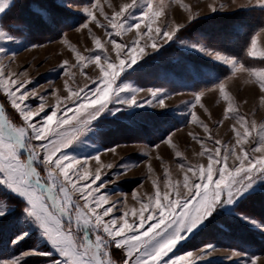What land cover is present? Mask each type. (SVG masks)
<instances>
[{"label":"rangeland","instance_id":"1","mask_svg":"<svg viewBox=\"0 0 264 264\" xmlns=\"http://www.w3.org/2000/svg\"><path fill=\"white\" fill-rule=\"evenodd\" d=\"M130 2L99 0L97 6L94 0H7L5 12L0 13V29L11 39H0V47L7 51L0 54V66L5 68L6 74H19L27 70V76H19V80L26 82L22 91L34 89L35 92L26 103L33 110L41 103L44 104V111L34 117V122L56 110L58 105L59 119L63 108L66 105L71 107L76 99H64L69 96L70 88H95L97 85L88 77L102 79L99 67L94 62L88 63L83 69L87 76L81 73L78 66L71 67L76 64V52L85 57L96 55L100 49L95 47L94 38H99L105 44V54L114 59L113 45L108 42L110 39L131 44L136 38L135 28L130 32L122 31L119 37L113 35L109 38L105 29L89 20L83 9L92 7L97 19L106 24L97 7H102L111 16L113 8L118 11L124 3ZM159 2L154 0V3ZM163 4L165 16L160 18L158 24L163 26L166 20L170 24L175 22L181 25L180 31L158 49L147 46L140 53L138 46L137 63L130 68L126 67L116 83L144 89L137 94L138 102L152 99L147 89H160L162 91L157 93V99L161 95L165 96L164 104L156 105L154 100L153 104H145L143 108L117 105L127 110L115 115L105 111L92 122L91 131H87L88 126H85V130L74 133L76 139L72 144L57 153H67L78 158L79 164L73 161L75 169L87 165L89 180H82L81 184L91 183V174L99 168L102 179L93 188L103 181H109L113 175L123 173L115 182L99 190L98 194L108 197L103 207L115 205L105 220L116 217L122 223L123 213L128 212L131 221L132 209L139 210L141 202L155 195L157 186L161 194L172 192L171 185L177 181L180 182L178 187L182 188L185 174L190 177V183L198 182L195 170L207 168L210 162L208 152L218 146L221 147V155L225 152L224 146L229 151L235 147L241 155V147L251 152L257 146L255 140L259 128L264 125V92L260 90L255 78L248 71L234 72L231 65H225L215 58L218 53L235 58L246 69L264 68V58L261 57V53H264V7H260L257 0H163ZM183 4L189 5L190 10H186ZM212 6L217 8L216 12L211 11ZM84 23L88 24V28L82 27ZM140 31H145L144 25H141ZM147 39L145 37L141 45ZM253 42L256 45L254 53L251 47ZM194 44L196 48L192 47ZM73 47L76 51H73ZM200 48L205 51H200ZM65 60L69 62L68 65H63ZM101 63H104L103 59ZM65 68H70V71L62 74ZM219 83L225 85V91L232 98L235 115L245 117L248 126L254 123L247 142L242 145H237L233 128L243 133L245 122L238 123L232 118L234 114L226 112L228 101L220 94ZM201 92L200 104L195 108L190 107L195 95ZM40 97H44L43 101ZM0 106L5 109L10 120L22 123L10 106L6 94L0 95ZM192 112L208 125V132L198 122H189V114ZM72 115L68 113L69 117ZM169 134L171 143L165 142ZM197 140L203 141V144ZM216 140L221 144L216 145ZM116 145L119 147L115 152L103 151ZM98 152L99 163L88 158ZM252 155L260 157L264 153ZM232 164L233 159L230 158L229 165ZM188 166L193 171H188ZM216 167L218 165L213 166L214 180ZM40 170L42 176H46V172L42 168ZM183 191L186 192V189ZM73 198L80 200L78 194ZM80 202L83 203L82 200ZM0 207L6 211V217H0V261L3 264H53L54 259L63 260L40 234V230L24 220L23 200L0 189ZM231 207L233 211L218 208L186 240L178 243L169 255L175 257L192 253V256H186L185 264H240L239 261L247 257L232 255L233 251H239L247 253L248 257L259 256L257 264H264V228L240 218V213H243L259 224H264V182H260L253 192ZM25 231L28 235L13 244L12 241ZM76 235L80 238L82 233ZM207 245L215 246L216 250L204 259H198L202 255L200 249ZM30 250L51 252L52 255L29 256L27 253ZM109 253L114 264H122V249L112 247Z\"/></svg>","mask_w":264,"mask_h":264},{"label":"snow or ice","instance_id":"2","mask_svg":"<svg viewBox=\"0 0 264 264\" xmlns=\"http://www.w3.org/2000/svg\"><path fill=\"white\" fill-rule=\"evenodd\" d=\"M94 2L99 5V0ZM257 3L260 7H264V0H257ZM6 7L7 0H0V13H4ZM183 7L190 10L187 4H183ZM83 11L89 20L105 29L109 38L113 35L119 37L122 31L130 32L133 28L136 29V38L131 44L110 39L108 42L113 45L114 59L105 54V44L99 38H94L95 47L100 49L96 55L85 57L76 52V64L71 67L78 66L81 73L87 76L83 69L88 63L94 62L99 67L102 79L88 77L97 85L95 88L87 90L84 87L70 88L69 96L64 99L71 100L72 97L76 99L71 107L66 105L63 108L59 119L58 105L56 110L46 117H41L40 121L34 122V117L44 111V104L41 103L36 110H33L26 103L35 92L34 89L22 91L26 82L19 80V76H27V70L19 74L12 72L6 74L5 68L0 66V95H7L10 106L22 121L17 124L10 120L5 114V109L0 106V189L24 201V220L28 224L35 225L52 249L63 258V260L54 259L53 264H114L109 253L112 247L123 250L122 264H185L186 256H192V253L175 257L169 255L177 244L186 240L218 208L233 211L234 208L231 206L253 192L260 182H264V155L260 157L252 155V153H264V125L259 128L258 138L255 140L257 146L251 152L241 147V155L236 152L235 147L229 151L227 146H224L225 152L221 155L219 146L211 152L205 149L210 162L206 169L200 167L195 170L194 175L198 182L190 183V177L185 174L182 188L178 187L180 182L177 181L176 184L171 185L172 192L165 191L161 194L157 186L155 195L148 197L146 202H141L139 210L132 209L131 221L128 219V212L123 213L122 223L116 217L105 220L115 205L103 207L108 202V197L98 194L99 190L108 183L115 182L123 173L115 174L109 181H103L93 188V185L102 179L99 168L91 174V183L81 184L82 180H89L87 165L75 169L73 161L79 164L78 158L71 157L67 153L60 155L57 153H61V149L68 148L72 144L76 139L74 133L78 134L85 130V126H88L87 131H91L92 122L105 111H111L115 115L117 112L127 110L117 105L143 108L145 104H153L154 100L156 105L164 104L165 96L161 95L157 99V93L162 91L160 89H147L151 92L152 99L138 102L137 94L144 89L129 84H117L116 81L126 67L130 68L137 63L138 46L140 53H143L147 46L158 49L163 43L174 38L180 31L181 25L175 22L170 24L167 20L163 26L158 24L160 18L165 16L163 0L159 3H154V0H131L130 3H124L118 11L113 8L111 16L107 15L102 7H97L106 24H102L97 19L92 7H85ZM211 11L216 12L217 8L212 6ZM141 25L145 28L143 32L140 31ZM82 27L88 28V24L84 23ZM145 37L148 39L144 45H141ZM0 39L10 40L11 37L0 29ZM192 47L196 48L197 45L194 44ZM251 47L254 53L256 47L254 42ZM199 50L205 51L204 48ZM73 51H76L74 47ZM6 52L5 48L0 47V54ZM261 57L264 58V53H261ZM215 58L225 65H231L234 72L248 71L255 78L260 90L264 92V68L246 69L235 58L221 56L218 53L215 54ZM102 59L104 63H101ZM68 64L67 60L63 62V65ZM69 71L70 68H65L62 74ZM218 87L224 100L228 101L226 112L234 114L232 118L238 123L245 122L243 133L233 128L237 145H242L247 142L254 123L248 126L245 117L235 115L236 109L233 108L229 93L225 91V85L219 83ZM122 93L127 95H121ZM202 95V92L197 93L190 107L195 108L200 104ZM40 99L43 101L44 97ZM69 112L73 113L71 117L68 116ZM189 116L190 123L198 122L205 132L209 131L208 125L200 121L195 112L190 113ZM73 121H76V124H73ZM53 124L55 127H52ZM66 125L70 127L65 128ZM170 137L171 134L165 138V142L171 143ZM33 141L42 143L34 144ZM197 142L203 144V141L197 140ZM215 144L220 145L221 142L216 140ZM117 147L119 145L103 151L115 152ZM88 158L95 159L99 163L100 153ZM230 158L233 159L231 166ZM65 161L68 163L65 164ZM236 161L239 163L236 164ZM214 165H218L215 168V180ZM41 168L46 172V176H42ZM188 171H193L191 166H188ZM184 189L186 192L183 191ZM77 194L83 203L73 198ZM99 208L103 210L97 211ZM0 217H6L3 207H0ZM240 218L264 228V224H259L248 215L240 213ZM76 233H82V236L78 238ZM92 234H95L94 239ZM27 235L26 231L23 232L12 243H19ZM215 250V246L207 245L200 249L202 255L198 259H204ZM27 255L51 256L52 253L30 250ZM232 255L247 257L240 260V264H257L260 260L259 256L248 257L247 253L239 251H233ZM0 264L3 262L0 261Z\"/></svg>","mask_w":264,"mask_h":264},{"label":"trees","instance_id":"3","mask_svg":"<svg viewBox=\"0 0 264 264\" xmlns=\"http://www.w3.org/2000/svg\"><path fill=\"white\" fill-rule=\"evenodd\" d=\"M45 2L46 1H48V2H53L54 0H44ZM237 34V33H236ZM239 36H244V34L243 35H239ZM246 37H248V35H246ZM222 247H224V245H221Z\"/></svg>","mask_w":264,"mask_h":264}]
</instances>
